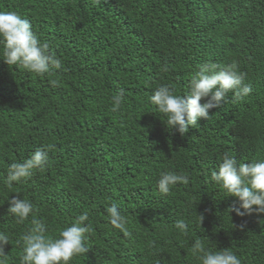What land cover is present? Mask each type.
<instances>
[{
	"label": "trees",
	"instance_id": "16d2710c",
	"mask_svg": "<svg viewBox=\"0 0 264 264\" xmlns=\"http://www.w3.org/2000/svg\"><path fill=\"white\" fill-rule=\"evenodd\" d=\"M0 10L29 20L62 60L43 75L0 60L3 264H19L20 237L34 217L56 236L85 211L89 251L70 264H199L191 253L197 238L241 264H264V215L228 212L238 201L209 181L225 153L264 160V0H0ZM203 63H235L252 92L239 100L230 92L181 135L148 97L160 85L186 92ZM117 92L123 100L113 112ZM49 145L43 170L3 184L11 163ZM166 171L189 183L161 194L156 181ZM13 196L30 200L34 217L18 223L7 212ZM113 203L127 233L108 221ZM180 219L187 235L175 228Z\"/></svg>",
	"mask_w": 264,
	"mask_h": 264
},
{
	"label": "clouds",
	"instance_id": "9594fccd",
	"mask_svg": "<svg viewBox=\"0 0 264 264\" xmlns=\"http://www.w3.org/2000/svg\"><path fill=\"white\" fill-rule=\"evenodd\" d=\"M0 60L6 65L16 66L36 75H43L62 67L58 58L46 42H41L33 31L29 20L22 18L15 11L0 10ZM167 71V68L164 69ZM246 74L238 70L235 63L220 67L212 63H203L191 75L189 88L182 94H174L167 85H160L148 97L157 112L164 117V124L169 130L175 129L183 135L189 126H197L200 119L207 120L211 109L225 102L231 92L236 100L248 96L252 87L244 83ZM206 102L201 103L203 99ZM123 100L122 92L113 97L111 110H119ZM54 146L37 148L23 162L9 165L3 184L11 188L30 177L33 170H43L49 163V151ZM209 181L222 189L225 196L236 198L239 208H230L237 216L264 215V160L245 163L237 162L234 155L225 153L215 169L209 172ZM187 175L173 171L162 172L156 181L161 194H168L178 184H188ZM7 212L24 223L30 215L34 217V205L28 199L19 196L8 198ZM110 225L127 233L126 217L113 203L107 208ZM199 225L204 215H197ZM87 211L78 215L70 226L62 227L56 236L48 234L46 224L35 217L31 220L20 240L23 242V254L19 264H70L75 257L84 256L89 248L86 235L93 231ZM264 220L261 221V223ZM242 230L245 225H240ZM175 228L184 235L189 231L185 219L175 222ZM19 243V241H17ZM9 245V236L0 232V257L5 255L4 247ZM191 253L199 264H241V259L229 249L212 250L197 238L191 246ZM0 264H3L0 261Z\"/></svg>",
	"mask_w": 264,
	"mask_h": 264
},
{
	"label": "bare ground",
	"instance_id": "6f19581e",
	"mask_svg": "<svg viewBox=\"0 0 264 264\" xmlns=\"http://www.w3.org/2000/svg\"><path fill=\"white\" fill-rule=\"evenodd\" d=\"M171 5V4H170ZM129 9V8H128ZM206 33V32H205ZM210 45V44H209Z\"/></svg>",
	"mask_w": 264,
	"mask_h": 264
}]
</instances>
